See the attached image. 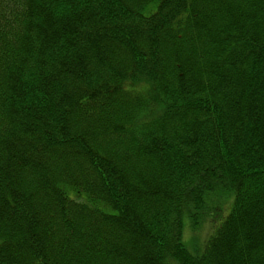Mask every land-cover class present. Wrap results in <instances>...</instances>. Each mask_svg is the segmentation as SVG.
<instances>
[{
    "label": "trees",
    "instance_id": "1",
    "mask_svg": "<svg viewBox=\"0 0 264 264\" xmlns=\"http://www.w3.org/2000/svg\"><path fill=\"white\" fill-rule=\"evenodd\" d=\"M0 264H264V0H0Z\"/></svg>",
    "mask_w": 264,
    "mask_h": 264
},
{
    "label": "rangeland",
    "instance_id": "2",
    "mask_svg": "<svg viewBox=\"0 0 264 264\" xmlns=\"http://www.w3.org/2000/svg\"><path fill=\"white\" fill-rule=\"evenodd\" d=\"M231 197V199H230ZM232 202V195L225 199L222 210L218 212L211 219H207L200 228L192 229L189 223L186 225L183 241L185 245L192 251L202 248L208 238L216 231V229L221 225L224 218L230 211V203Z\"/></svg>",
    "mask_w": 264,
    "mask_h": 264
}]
</instances>
